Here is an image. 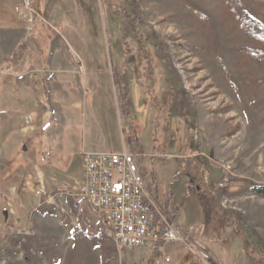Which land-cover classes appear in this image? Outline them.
Masks as SVG:
<instances>
[{
    "label": "rangeland",
    "instance_id": "1",
    "mask_svg": "<svg viewBox=\"0 0 264 264\" xmlns=\"http://www.w3.org/2000/svg\"><path fill=\"white\" fill-rule=\"evenodd\" d=\"M248 17L264 25V0H0V264H152L77 195L82 151L125 149L178 227L204 224L189 188L234 226L198 241L214 261L264 264V43Z\"/></svg>",
    "mask_w": 264,
    "mask_h": 264
},
{
    "label": "built area",
    "instance_id": "2",
    "mask_svg": "<svg viewBox=\"0 0 264 264\" xmlns=\"http://www.w3.org/2000/svg\"><path fill=\"white\" fill-rule=\"evenodd\" d=\"M30 117L25 121L28 122ZM136 154L128 149L121 152L84 150L81 152L77 195L96 217L105 233L118 249L136 246L149 247L152 264L170 261L166 246L179 243L187 247L204 264H215L209 251L199 244L202 226L178 227L173 216L154 196L157 185L145 182ZM228 175L217 187L224 189ZM37 195H45L42 179L36 187ZM53 196L48 195L47 200ZM29 235L28 227L18 229Z\"/></svg>",
    "mask_w": 264,
    "mask_h": 264
},
{
    "label": "trees",
    "instance_id": "3",
    "mask_svg": "<svg viewBox=\"0 0 264 264\" xmlns=\"http://www.w3.org/2000/svg\"><path fill=\"white\" fill-rule=\"evenodd\" d=\"M247 24L248 27L251 29V31H253L255 34H257L259 36V38L261 39V41L264 43V25L259 24L257 21H255L254 19H252L251 17L247 18ZM191 182V180H190ZM251 190L259 195L264 196V186L263 185H254L251 187ZM197 198L199 201V207L201 208V211L204 215V227L206 230V233L208 234L209 232V236L211 237V239L213 240H221V241H227V239L229 240V238L226 239V237H228L229 235L231 236L233 232H235L234 226H232V224L229 223L228 219H225V216L223 215H218L220 216V222L219 220L216 219V221L210 217V215L208 214V203L206 201V199H202L203 195L202 193H197ZM210 203V202H209ZM215 212V210H214ZM219 214V213H218ZM217 216V215H216ZM225 227H229L230 228V232H228L225 235H223V232L225 231ZM203 229V226H202ZM222 235V238H221ZM235 237L237 238L236 234H234ZM244 242H247V239H243ZM248 243V242H247Z\"/></svg>",
    "mask_w": 264,
    "mask_h": 264
},
{
    "label": "crops",
    "instance_id": "4",
    "mask_svg": "<svg viewBox=\"0 0 264 264\" xmlns=\"http://www.w3.org/2000/svg\"><path fill=\"white\" fill-rule=\"evenodd\" d=\"M66 85V84H65ZM78 123V122H77ZM61 126H62V128L64 127V128H66V127H68V125H67V122H66V120H64L63 121V123H61ZM70 126V125H69ZM57 160V159H56ZM139 170H140V172H141V174H142V176H143V178H144V180H145V177H144V173H143V171H142V169L141 168H139ZM145 182H146V180H145ZM150 182V181H149ZM148 183V182H147ZM189 183H190V181L188 180V188H189ZM157 188H158V186L156 187V189H155V191H157ZM191 197H193L194 198V200H195V203L199 206V201H198V198H197V195L189 188L188 189V195H187V198L189 199H191ZM170 200L169 199H167L166 200V203H165V209L173 216V218H174V215L176 214V211L177 210H175V205L174 204H171L170 202H169ZM200 208V207H199ZM200 210H201V208H200ZM203 226V229H202V231L200 232V238H199V240L202 238V236L203 235H206V230H205V227H204V225H202ZM208 237L209 238H211L209 235V232H208ZM166 247H170V255H171V253H173V259H174V261H175V263L174 264H193L191 261H192V259H196L195 260V264H203L199 259H198V257L197 256H195L187 247H185V246H183V245H181V244H179V243H173V244H169V245H167ZM165 250H166V248H165ZM152 252V251H151ZM170 255H169V257H170ZM215 260V259H214ZM170 261H171V257H170ZM169 261V262H170ZM216 262V261H215ZM217 263V262H216ZM218 264V263H217Z\"/></svg>",
    "mask_w": 264,
    "mask_h": 264
},
{
    "label": "water",
    "instance_id": "5",
    "mask_svg": "<svg viewBox=\"0 0 264 264\" xmlns=\"http://www.w3.org/2000/svg\"><path fill=\"white\" fill-rule=\"evenodd\" d=\"M4 214L6 215V212H4Z\"/></svg>",
    "mask_w": 264,
    "mask_h": 264
}]
</instances>
